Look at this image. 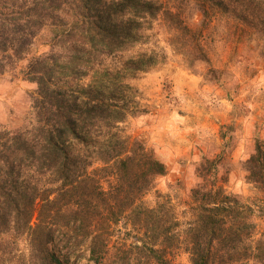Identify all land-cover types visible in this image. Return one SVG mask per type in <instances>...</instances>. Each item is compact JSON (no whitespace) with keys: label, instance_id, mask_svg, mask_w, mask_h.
Masks as SVG:
<instances>
[{"label":"trees","instance_id":"1","mask_svg":"<svg viewBox=\"0 0 264 264\" xmlns=\"http://www.w3.org/2000/svg\"><path fill=\"white\" fill-rule=\"evenodd\" d=\"M176 1L0 0V69L20 59L46 22L65 11L84 44L103 54L122 52L137 42L145 24L160 19L186 60L208 62ZM183 1L196 6L205 23L226 7V0ZM239 1L255 24H264V0ZM84 54L76 51L64 64L57 62L62 56L51 55L29 65L38 87L32 132L0 123V238L25 236L27 264H77L85 244L93 264H172L169 255L180 248L191 264H264V142H256L245 162L255 196L228 193L218 185V161L206 160L198 170L201 182L190 190L185 223L170 200L145 207L143 196L167 168L141 140L122 136L119 126L144 111L123 75L147 72L154 58L128 60L114 74L97 70L79 90L56 87L57 79L86 75ZM123 221L135 238L130 245L112 242Z\"/></svg>","mask_w":264,"mask_h":264},{"label":"rangeland","instance_id":"2","mask_svg":"<svg viewBox=\"0 0 264 264\" xmlns=\"http://www.w3.org/2000/svg\"><path fill=\"white\" fill-rule=\"evenodd\" d=\"M176 3L184 10L187 25L198 32L208 62L186 60L171 43L173 30L160 19L145 24L137 42L122 52L103 54L84 44L79 29L72 26L73 16L65 11L46 22L20 59L0 69V123L14 132H32L37 126L33 98L38 87L28 75L37 58L59 55L57 62L64 64L72 53H85L84 77L54 81L56 87L69 91L85 88L97 70L114 74L128 60L153 57L147 72L123 75L124 83L134 89L133 102L144 111L129 116L119 128L122 136L141 140L167 168L143 196L142 205L155 208L170 200L183 221L190 190L201 182L198 170L206 160L218 161V185L228 193L245 200L256 194L246 180L245 162L254 154L256 142H264V24H255L247 4L239 0H226L227 8L218 7L207 23L196 6H184L183 0ZM260 227L264 228V219ZM116 229L124 234L117 231L113 243H134L127 223ZM0 242V264L28 263L25 236H4ZM169 258L172 264H191L183 248L174 249ZM77 264H93L86 244Z\"/></svg>","mask_w":264,"mask_h":264}]
</instances>
